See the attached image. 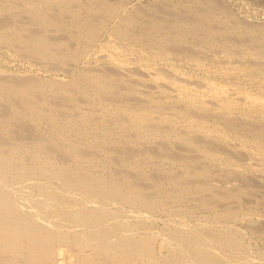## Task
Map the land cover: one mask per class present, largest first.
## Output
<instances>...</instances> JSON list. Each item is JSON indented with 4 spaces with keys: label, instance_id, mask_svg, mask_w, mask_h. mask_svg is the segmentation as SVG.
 Wrapping results in <instances>:
<instances>
[{
    "label": "rangeland",
    "instance_id": "rangeland-1",
    "mask_svg": "<svg viewBox=\"0 0 264 264\" xmlns=\"http://www.w3.org/2000/svg\"><path fill=\"white\" fill-rule=\"evenodd\" d=\"M0 7V183H4L0 184V193L14 195L22 202L25 198L26 202L29 200L28 213L17 208L24 212L14 217L18 223L27 220L30 225L58 229V237L53 239L55 245L52 244L62 246L58 247L61 255L50 264H86L87 261V264H121L123 259L124 264H192L193 252H201L203 245L212 247L206 246L208 250L213 249L215 244V247L220 244L215 251L221 250L226 255L224 258L219 255L226 261L223 264L227 261L228 264L232 261L234 264H264V0H0ZM134 112L139 113V119ZM146 113L149 119L145 118ZM93 124H97L96 127ZM147 130L149 132H145ZM49 163H53L52 167ZM35 165L40 167L36 169ZM57 167L64 168L65 172ZM31 168H35L32 172L35 178ZM54 170L60 172L58 175H62L64 179L59 178L63 181ZM67 171L72 174H66ZM19 177L21 182H18ZM87 177L90 181H85ZM25 179L29 180L24 182ZM58 181L64 185L61 182L59 186ZM73 183L80 194L73 192ZM97 183L101 187H96ZM8 186L14 188L10 190ZM128 186L130 189H126ZM45 192L53 197L46 196ZM42 193L49 200L45 201ZM101 193L108 194L104 197ZM122 194L124 198L119 200ZM104 198H110L109 203ZM114 199L118 200V205ZM146 207L147 215L143 212L147 211ZM73 216L76 217L72 219ZM204 226L208 234H204L206 231L201 228ZM83 233H97V236H89L91 248L87 239L79 243ZM216 236L226 240L220 242ZM121 240L125 244L120 243ZM139 240L147 241L149 249L136 253L141 251ZM115 242L125 247H117ZM4 253L0 254L3 264H43L31 261L25 253ZM118 253L120 258H115Z\"/></svg>",
    "mask_w": 264,
    "mask_h": 264
},
{
    "label": "bare ground",
    "instance_id": "bare-ground-1",
    "mask_svg": "<svg viewBox=\"0 0 264 264\" xmlns=\"http://www.w3.org/2000/svg\"><path fill=\"white\" fill-rule=\"evenodd\" d=\"M9 5V4H8ZM6 7V6H5ZM1 8V7H0ZM14 8V7H13ZM31 11V10H30ZM14 12V11H13ZM9 14V13H8ZM39 14V13H38ZM7 17V16H6ZM8 19V18H7ZM50 22V21H49ZM90 22V21H89ZM1 23H3V22H1ZM5 24V23H4ZM7 24V23H6ZM49 24V23H48ZM92 24V23H91ZM21 26V25H20ZM95 27V26H94ZM16 28V27H15ZM34 28V27H33ZM32 28V29H33ZM48 30V29H47ZM61 31V30H60ZM41 32V31H40ZM113 34V33H112ZM207 34V33H206ZM48 35V34H47ZM50 38V37H49ZM260 38V37H259ZM55 39V38H54ZM62 42V41H61ZM6 45V44H5ZM45 45V44H44ZM86 47V46H85ZM92 47H94V46H92ZM84 48V47H83ZM111 48V47H110ZM79 49V48H78ZM93 49V48H92ZM9 50V49H8ZM81 50V49H80ZM81 53V52H80ZM30 57H32V55L30 56ZM72 57V56H71ZM85 57V56H84ZM27 63V62H26ZM49 65V64H48ZM47 68V67H46ZM55 68V67H54ZM70 70V69H69ZM90 70V69H89ZM229 74V73H228ZM101 75V74H100ZM74 78V77H73ZM36 79V78H35ZM91 79V78H90ZM13 80V79H12ZM28 80V79H27ZM6 82V81H5ZM104 82V81H103ZM1 83V82H0ZM21 84V83H20ZM103 87V86H102ZM28 88V87H27ZM70 88V87H69ZM68 88V89H69ZM114 89V88H113ZM216 89V88H215ZM219 90V89H218ZM221 90V89H220ZM220 90H219V92H220ZM17 92V91H16ZM36 92V91H35ZM111 92H112V90H111ZM218 92V93H219ZM224 92V91H223ZM210 93V92H209ZM211 94V93H210ZM221 94V93H220ZM135 95V94H134ZM79 96V95H78ZM102 96V95H101ZM247 96V95H246ZM25 97V96H24ZM37 97V96H36ZM56 97V96H55ZM219 97V96H218ZM39 98V97H38ZM59 98V97H58ZM103 98V97H102ZM101 98V99H102ZM226 98V97H225ZM14 99V98H13ZM104 99V98H103ZM66 100V99H65ZM87 100V99H86ZM230 100V99H229ZM250 100V99H249ZM209 101V100H208ZM254 101V100H253ZM14 102V101H13ZM27 102H29V101H27ZM47 102V101H46ZM71 102V101H70ZM212 102H214V101H212ZM222 102V101H221ZM226 102H227V100H226ZM238 102V101H237ZM228 103V102H227ZM231 103V102H230ZM249 103V102H248ZM247 103V104H248ZM53 104V103H52ZM60 104V103H59ZM64 104V103H63ZM213 104V103H212ZM216 104H218V103H216ZM235 104V103H234ZM246 104V103H245ZM246 104V105H247ZM261 104H263V103H261ZM65 105V104H64ZM245 105V106H246ZM18 106V105H17ZM76 106V105H75ZM144 106H147V105H144ZM220 106V105H219ZM223 106V105H222ZM230 106H231V104H230ZM241 106V105H240ZM251 106H253L254 107V105H251ZM193 107V106H192ZM221 107V106H220ZM84 108V107H83ZM98 108V107H97ZM208 108V107H207ZM233 108V107H232ZM44 109H45V107H44ZM115 109V108H114ZM147 109V108H146ZM219 109V108H218ZM229 109V108H228ZM43 110V109H42ZM222 110V109H221ZM211 111V110H210ZM217 111V110H216ZM225 111H226V108H225ZM235 111V110H234ZM147 112V111H146ZM149 112H151V111H149ZM193 112V111H192ZM220 112V111H219ZM222 113H223V111H221ZM229 112V111H228ZM153 113V112H152ZM151 113V115H150V117L153 115ZM55 114V113H54ZM117 114V113H116ZM134 114H136V115H138V116H136V118H138L139 117V113H135L134 112ZM134 114H132V116L134 115ZM150 114V113H149ZM172 114V113H171ZM146 115H147V113H146ZM87 116V115H86ZM132 116H131V118H132ZM134 116V117H135ZM143 116V115H142ZM202 116V115H201ZM217 116V115H216ZM3 117V116H2ZM72 117V116H71ZM78 117V116H77ZM128 117H130V116H128ZM153 117V116H152ZM80 118V116L78 117V119ZM82 119L84 118V117H81ZM141 118V117H140ZM145 118H148V115L147 116H145ZM158 118V117H157ZM166 118V117H165ZM187 118V117H186ZM185 118V119H186ZM201 118V117H200ZM204 118V117H203ZM17 119V118H16ZM130 119V118H129ZM129 119H128V122H129ZM139 119V118H138ZM149 119V118H148ZM168 119V118H167ZM171 119V118H170ZM183 119V118H182ZM185 119H183V120H185ZM61 120V119H60ZM172 120V119H171ZM174 120V119H173ZM178 120V119H177ZM189 120V119H188ZM8 121H10V120H8ZM75 121V120H74ZM80 121V120H79ZM78 121V122H79ZM107 121V120H106ZM109 121H111V120H109ZM130 121H131V119H130ZM133 121V120H132ZM131 121V122H132ZM145 122H146V120H144ZM174 121H176V120H174ZM198 121V120H197ZM200 121V120H199ZM18 122V121H17ZM82 122V121H81ZM87 122V121H86ZM99 122V121H98ZM102 122H103V120H102ZM115 122V121H114ZM142 122H143V120H142ZM173 122V121H172ZM179 122V121H178ZM185 122V121H184ZM191 122H192V120H191ZM190 121H189V123L190 124H192ZM194 122L195 121H193V124H194ZM205 122V121H204ZM67 123H68V121H67ZM70 123V122H69ZM109 123V122H108ZM134 123V122H133ZM196 123V122H195ZM206 123V122H205ZM204 123V124H205ZM15 124V123H14ZM87 124V123H86ZM100 124H102V123H100ZM110 124V123H109ZM129 124V123H128ZM141 124V123H140ZM139 124V125H140ZM143 124V123H142ZM168 124V123H167ZM181 124H182V122H181ZM186 124H188V123H186ZM185 124V125H186ZM190 124H188V125H190ZM197 124V123H196ZM199 124V123H198ZM201 124H203V123H201ZM200 124V125H201ZM203 124V125H204ZM93 125H95V127H96V125L97 124H93ZM108 125V124H107ZM144 125H146L145 123H144ZM144 125H142V126H144ZM195 125V124H194ZM202 125V126H203ZM235 125V124H234ZM88 126V125H87ZM124 126H125V124H124ZM137 126V125H136ZM157 126H158V124H157ZM206 126V125H205ZM208 126V125H207ZM216 126V125H215ZM225 126H227V125H225ZM20 127V126H19ZM112 127V126H111ZM118 127H119V124H118ZM138 127V126H137ZM141 127V126H140ZM152 127V126H151ZM160 127V126H159ZM198 127H201V126H198ZM197 127V128H198ZM218 128H219V126H217ZM256 127H257V125H256ZM21 128V127H20ZM87 128V127H86ZM94 128V127H93ZM107 128V127H106ZM116 128V127H115ZM126 128V127H125ZM205 127H203V129H204ZM211 128V127H210ZM217 128V129H218ZM94 129H96V128H94ZM101 129V128H100ZM121 129V128H120ZM188 129V128H187ZM196 129V128H195ZM194 129V130H195ZM199 129V128H198ZM209 129V128H208ZM213 129V128H212ZM215 129V128H214ZM214 129H213V132H214ZM216 129V130H217ZM227 129H228V127H227ZM23 130V129H22ZM102 130V129H101ZM101 130H99V131H101ZM146 130V129H145ZM160 130H161V128H160ZM159 130V131H160ZM189 130H190V128H189ZM191 130H193V129H191ZM193 130V131H194ZM199 130H201V129H199ZM205 130V129H204ZM104 131V130H103ZM103 131H102V133H103ZM156 131H157V129H156ZM155 131V132H156ZM208 131V130H207ZM219 131V130H218ZM218 131H215V133L216 132H218ZM11 132V131H10ZM120 132V131H119ZM126 132V131H125ZM145 132H149L148 130L147 131H145ZM153 132H154V130H153ZM179 132V131H178ZM206 131H204V133H205ZM221 132V131H220ZM247 132V131H246ZM68 133V132H67ZM108 133H110V132H108ZM116 133V132H115ZM159 133V132H158ZM175 133H176V131H175ZM195 133V132H194ZM201 133H203V132H201ZM229 133V132H228ZM134 134V133H133ZM149 134V133H148ZM152 134V133H151ZM174 134V133H173ZM172 134V135H173ZM80 135V134H79ZM155 135V134H154ZM165 135H167V134H165ZM170 135V134H169ZM175 135V134H174ZM178 135H180V134H178ZM183 135H185V134H183ZM187 135V134H186ZM207 135V134H206ZM219 135V134H218ZM78 136V135H77ZM219 136H221V135H219ZM9 137V136H8ZM133 137V136H132ZM138 137V136H137ZM175 137H176V135H175ZM180 137V136H179ZM188 137V136H187ZM96 138V137H95ZM227 138V137H226ZM10 139V138H9ZM12 139V138H11ZM220 139H222V138H220ZM225 139V138H224ZM189 140H191V139H189ZM251 140V139H250ZM195 141V140H194ZM204 141V140H203ZM83 142V141H82ZM85 142V141H84ZM134 142V141H133ZM196 142V141H195ZM205 142V141H204ZM210 142V141H209ZM262 142V141H261ZM28 143V142H27ZM1 144V143H0ZM25 144V143H24ZM247 144V143H246ZM28 145V144H27ZM141 145V144H140ZM142 145H143V143H142ZM162 145H164V144H162ZM239 145V144H238ZM197 146V145H196ZM224 146V145H223ZM260 146V145H259ZM44 147V146H43ZM107 147V146H106ZM142 147V146H141ZM206 147V146H205ZM11 148V147H10ZM104 148V147H103ZM148 148H149V146H148ZM198 148V147H197ZM208 148V147H207ZM5 149V148H4ZM108 149V148H107ZM160 149H162V148H160ZM7 150V149H6ZM61 150V149H60ZM82 150V149H81ZM89 150V149H88ZM145 150H146V148H145ZM92 151V150H91ZM127 151H128V149H127ZM46 152H47V150H46ZM52 152V151H51ZM71 152V151H70ZM80 152V151H79ZM138 152V151H137ZM151 152V151H150ZM157 152V151H156ZM213 152V151H212ZM4 153V152H3ZM37 153V152H36ZM72 153V152H71ZM82 153H83V151H82ZM85 153V152H84ZM130 153V152H129ZM245 153V152H244ZM31 154V153H30ZM45 154V153H44ZM48 154V153H47ZM67 154V153H66ZM86 154H88V153H86ZM215 154V153H214ZM83 155V154H82ZM103 155V154H102ZM235 155V154H234ZM56 156V155H55ZM78 156V155H77ZM80 156V155H79ZM107 157V156H106ZM215 157H217V155H215ZM232 157V156H231ZM37 158V157H36ZM52 158H53V156H52ZM241 158V157H240ZM245 158H247V157H245ZM261 158H262V156H261ZM106 159V158H105ZM112 159V158H111ZM212 159V158H211ZM214 159V158H213ZM259 159V158H258ZM1 160V159H0ZM67 160V159H66ZM107 160V159H106ZM115 160V159H114ZM242 160V159H241ZM4 161V160H3ZM7 161H9V160H7ZM65 161V160H64ZM112 161V160H111ZM116 161V160H115ZM2 162V161H1ZM5 162V161H4ZM45 162V161H44ZM44 162H42V163H44ZM3 163V162H2ZM26 163H27V161H26ZM47 163H48V161H47ZM41 164V163H40ZM39 164V165H40ZM46 164V163H45ZM43 165V166H46V165ZM53 164V163H52ZM52 164H50L49 163V165L48 166H50V167H52L51 165ZM86 164V163H85ZM256 164V163H255ZM10 165V164H9ZM20 165H21V168H23L22 166H24L22 163H20ZM37 165V164H36ZM36 165H35V168L37 169L38 167H40L39 165L36 167ZM66 165V164H65ZM80 166H81V163L79 164ZM78 165V166H79ZM252 165V164H251ZM7 166V165H6ZM26 166H29V165H26ZM34 166V165H33ZM42 166V165H41ZM56 166V165H55ZM254 166V165H253ZM3 168H4V165L2 166ZM17 167V166H16ZM76 167V166H75ZM1 168V167H0ZM7 168V167H6ZM9 168H12L11 167V165H10V167ZM29 168H30V166H29ZM29 168H27V169H29ZM35 168H33V170H32V168H31V173L35 170ZM42 168V167H41ZM40 168V169H41ZM54 168V167H53ZM57 168H61V167H57ZM56 168V169H57ZM236 168V167H235ZM5 169V168H4ZM3 169V170H4ZM14 169V168H13ZM12 169V170H13ZM44 169H45V167H44ZM43 168L41 169V170H44ZM49 169V168H48ZM47 169V170H48ZM58 169V170H59ZM63 170H64V168H62ZM81 168H79V170H80ZM121 169V168H120ZM2 170V171H3ZM8 170H10V169H8ZM18 170V169H17ZM25 170H26V168H25ZM50 170V169H49ZM61 170V169H60ZM63 170H61L62 172H63ZM66 170V169H65ZM70 171H72V169H69ZM1 171V172H2ZM15 171V170H14ZM14 171H12V172H14ZM21 171H23V172H25L23 169L21 170ZM29 171H30V169H29ZM38 171V170H37ZM55 171H57V170H54V174H56V176L60 173V172H58V173H55ZM83 171V170H82ZM202 171V170H201ZM235 171V170H234ZM6 172V171H5ZM12 172H10L9 171V173H12ZM17 172V171H16ZM28 172V171H27ZM35 172V171H34ZM33 172V173H34ZM52 172H53V170H52ZM65 172V171H64ZM63 172V173H64ZM75 172V171H74ZM8 172H6V174H7ZM18 173V172H17ZM33 173L31 174V175H33ZM47 173V172H46ZM49 173V172H48ZM63 173H61V174H63ZM67 173H71L72 174V172H66V174ZM131 173H133V172H131ZM5 174V173H4ZM16 174V173H15ZM18 174H20V173H18ZM30 174V173H29ZM41 174H43V173H41ZM50 174V173H49ZM54 174H52L53 176H54ZM74 174H76V172L74 173ZM21 175H23V174H20V176ZM25 175H27V173L25 174ZM40 175V174H39ZM68 175H70V174H68ZM5 176V175H4ZM12 176V175H11ZM19 175H17V177H18ZM36 176H38V175H36ZM62 177V175H58L57 177L59 178V177ZM71 176V175H70ZM70 176H69V178H70ZM73 176V175H72ZM137 176V175H136ZM2 177H3V175H2ZM1 177V178H2ZM6 177V176H5ZM9 177H10V175H9ZM28 177V176H27ZM44 177H46V176H44ZM43 176H42V178H44ZM49 177H50V175H49ZM55 177V176H54ZM56 177V178H57ZM60 177V178H61ZM75 176H73V178H74ZM11 178V177H10ZM14 179H15V176L13 177ZM24 178H26V177H24ZM32 178V177H31ZM33 178H35L34 177V175H33ZM48 178V177H47ZM47 178H45L46 180H47ZM51 178H53V177H51ZM56 178H54V180H56ZM59 178V179H60ZM65 178H67V175H66V177ZM72 178V177H71ZM71 178H70V180H71ZM72 178V179H73ZM77 178V177H76ZM76 178L74 179V180H76ZM79 178H81V177H79ZM85 178V177H84ZM88 178V177H87ZM91 178V177H90ZM94 178H95V176H94ZM134 178V177H133ZM137 178H138V176H137ZM3 179H5L4 177H3ZM3 179H1V180H3ZM6 179H7V177H6ZM49 179V178H48ZM62 179H64L63 177H62ZM62 179H60V180H62ZM83 179V178H82ZM101 179V178H100ZM19 180H20V182H21V179H20V177L18 178V182H19ZM29 180V179H28ZM27 179H25V181L24 182H26V181H28ZM53 180V179H52ZM58 180V179H57ZM65 180H67V179H65ZM69 180V181H70ZM79 180V179H78ZM112 180V179H111ZM110 180V181H111ZM152 180V179H151ZM7 181V180H6ZM9 181H11L12 182V180H9ZM14 181H16V180H14ZM32 181H33V179H32ZM36 181H38L37 179H36ZM63 181V180H62ZM61 181V182H62ZM73 180H71L70 182H72ZM77 181V180H76ZM75 181V182H76ZM85 181H90V179L88 178V180L86 179ZM92 181V180H91ZM95 181V180H94ZM102 181V180H101ZM107 181V180H106ZM110 181H107L108 183L110 182ZM3 182H4V180H3ZM2 182V183H3ZM39 182V181H38ZM50 182V181H49ZM60 182V183H61ZM79 182V181H78ZM84 182V181H83ZM96 182H98L97 180L94 182V183H96ZM103 182H105V181H103ZM119 182V181H118ZM130 182V181H129ZM129 182H126V184L127 183H129ZM177 182V181H176ZM15 183V182H14ZM41 183V182H40ZM54 183V182H53ZM56 183V182H55ZM57 183H59V181L57 182ZM60 183H59V186H60ZM81 183V182H80ZM90 183V182H89ZM89 183H88V185H89ZM111 183V182H110ZM109 183V184H110ZM120 183V182H119ZM1 184V183H0ZM4 184V183H3ZM3 184H1V185H3ZM5 184H6V182H5ZM8 184V183H7ZM18 186H20V183H16ZM30 184V183H29ZM34 184H36V183H34ZM39 184V183H38ZM63 184V182L61 183V185ZM82 185H83V183H81ZM98 184V183H97ZM113 184V183H112ZM111 184V185H112ZM122 184H124V183H122ZM9 185V184H8ZM51 185V184H50ZM57 185V184H56ZM64 185V184H63ZM62 185V186H63ZM71 185V184H70ZM70 185H68V186H70ZM73 186H74V190H73V192L75 191V189L77 188L76 186H75V184L73 183L72 184ZM90 185H92V184H90ZM104 185H106V183H104ZM110 185V186H111ZM114 185V184H113ZM128 185V184H127ZM130 185V184H129ZM137 185V184H136ZM156 185V184H155ZM5 186V185H4ZM3 186V187H4ZM14 186H16V185H14ZM49 186V185H48ZM55 186V185H54ZM78 186V185H77ZM98 186H100V184H98L96 187H98ZM107 186V185H106ZM131 186V185H130ZM133 186V185H132ZM135 186V185H134ZM2 187V186H1ZM9 188H10V186H8ZM37 187V186H36ZM50 187V186H49ZM53 187V186H52ZM56 187V186H55ZM76 187V188H75ZM91 187V186H90ZM93 187V186H92ZM94 187H95V185H94ZM101 187V186H100ZM117 187H118V185H117ZM122 187V186H121ZM5 188V187H4ZM8 188V189H9ZM12 188H14V187H12ZM12 188H10V190L12 189ZM18 188V187H17ZM25 189H27V187H24ZM38 188V187H37ZM36 188V189H37ZM46 188V187H45ZM71 188V187H70ZM69 187H68V189H70ZM103 188L106 190V188L103 186ZM111 188H114V187H111ZM130 189L129 188V186L128 187H126V189ZM136 187H133V189H135ZM144 188V187H143ZM3 189V188H2ZM6 189H7V187H6ZM30 188H28V190H29ZM40 189V188H39ZM49 189V188H48ZM52 189V188H51ZM63 189V188H62ZM64 189H65V187H64ZM67 189V188H66ZM78 189V188H77ZM79 189H80V185H79ZM85 189H87V188H85ZM83 190V191H86V190ZM96 190H97V188H95ZM110 190V187L109 188H107V190ZM116 189V188H115ZM31 190H32V188H31ZM50 190V189H49ZM53 190H54V188H53ZM57 190V189H56ZM82 190V189H81ZM88 190H89V187H88ZM118 190H119V188H118ZM125 190V189H124ZM20 191V190H19ZM58 191H59V188H58ZM64 191V190H63ZM94 191V190H93ZM103 191V189L101 190V192ZM115 191H117V190H115ZM128 191H130V190H128ZM133 191V190H132ZM8 192V191H7ZM14 192V191H13ZM13 192H11V193H13ZM21 192V191H20ZM19 192V193H20ZM34 192V191H33ZM32 192V193H33ZM60 192H61V190H60ZM68 192V191H67ZM73 192H72V194H73ZM75 192H78V191H75ZM80 192V191H79ZM78 192V193H79ZM88 192V191H87ZM95 192H97V191H95ZM112 192H114V189H112ZM112 192H110V194L112 193ZM126 192H127V190H126ZM4 193V192H3ZM3 193H0V213H1V215H0V252L1 253H4V254H6L7 253V251H12V252H17V253H20L21 255H23L24 253H25V256L26 255H28V257H30L31 258V261H33V262H38V261H40V262H42L43 264H50V263H54V259L56 258V257H58V256H60L61 255V247L60 246H58V247H60V248H58L57 246L56 247H54L53 246V244L55 243V242H53V239L55 240V238H57L58 237V235L56 234L57 232H58V229H55V230H53L52 228H47V226L46 225H44V227L43 228H41V226H39L38 224V226L37 225H30V224H28V222H26V221H22V223H18V220H15V216H19L20 214L22 215V214H24V212H21L19 209H17V208H21L23 211H25L26 213H28V211H29V206H28V202H29V200H28V202H26V198L24 199V201L22 202V201H18L16 198H14V195H7V194H3ZM22 193V192H21ZM25 193V192H24ZM61 193H63V196H66V194L64 193V192H61ZM90 193H92L91 191H90ZM105 193V192H104ZM115 193V192H114ZM136 193H137V190H136ZM15 194V193H14ZM26 194V193H25ZM43 194V193H42ZM58 194V193H57ZM65 194V195H64ZM68 194V193H67ZM80 194V193H79ZM95 194V193H94ZM108 194V193H107ZM106 194V195H107ZM120 195L121 193H119V192H117V195ZM130 194H132L131 192H130ZM139 194H141V193H139ZM31 195V194H30ZM44 195V194H43ZM42 195V196H43ZM45 195L47 196H52V194L50 193V192H45ZM44 195V196H45ZM53 195H55L56 196V193L55 194H53ZM70 195V194H69ZM68 195V196H69ZM92 195H93V193H92ZM100 195H104V194H100ZM106 195H104V197H106ZM112 195H114L113 193H112ZM127 195V194H126ZM129 195V194H128ZM138 195V194H137ZM146 195H148V194H146ZM150 195V194H149ZM18 196H19V194H18ZM21 196V195H20ZM19 196V197H20ZM28 196V195H27ZM26 196V197H27ZM34 196V195H33ZM39 195H37L36 197H38ZM42 196H40V197H42ZM45 196V201H47V200H49V198L47 199V197ZM73 196V195H72ZM79 196V195H78ZM77 196V197H78ZM87 196H89V195H87ZM122 196H123V198H124V194H122L121 196H118L119 197V200H122L121 198H122ZM132 196H134V194L132 195ZM16 197V196H15ZM35 197V196H34ZM53 197V196H52ZM51 197V198H52ZM67 197V196H66ZM91 197H95V196H91ZM90 197V198H91ZM101 197V196H100ZM115 197V196H114ZM114 197H112V198H114ZM135 197V196H134ZM141 197V196H140ZM171 197V196H170ZM200 197V196H199ZM51 198H50V200H51ZM58 198V197H57ZM69 198V197H68ZM71 198V197H70ZM80 198V197H79ZM86 198V197H85ZM87 198H89V197H87ZM98 198V197H97ZM117 198V197H116ZM126 198V197H125ZM131 198V197H130ZM135 198H137V197H135ZM134 198V199H135ZM144 198V197H143ZM21 199V198H20ZM30 199H32V198H30ZM56 199V198H55ZM65 199V198H64ZM74 199V198H73ZM83 199V198H82ZM81 199V200H82ZM105 199V201H107V199H110V198H104ZM118 199V198H117ZM117 199H114L115 201L114 202H117L118 200ZM128 199V198H127ZM146 199V198H145ZM198 199V198H197ZM22 200V199H21ZM44 200V199H43ZM69 200V199H68ZM77 200V199H76ZM79 200V199H78ZM77 200V201H78ZM97 200V199H96ZM99 200V199H98ZM113 200V199H112ZM117 200V201H116ZM124 200V199H123ZM126 200V199H125ZM132 200V199H131ZM130 200V201H131ZM135 200H137V199H135ZM142 199H140V201H141ZM147 200H149V199H147ZM34 201V200H33ZM39 201V200H38ZM51 201H54L55 202V200L53 199V200H51ZM56 201H58V200H56ZM72 201V200H71ZM103 201V200H102ZM109 201L110 200H108L107 202L109 203ZM129 201V202H130ZM137 201H139V200H137ZM73 202V201H72ZM83 202H85V201H83ZM95 202V201H94ZM120 202V201H119ZM126 202H128V201H126ZM128 202V203H129ZM135 201L133 200V202L132 203H134ZM144 202H145V200H144ZM148 202V201H147ZM28 203V204H27ZM47 203V202H46ZM68 203V202H67ZM73 203H75V202H73ZM72 203V204H73ZM87 203V202H86ZM89 203V202H88ZM99 203V202H98ZM146 203V202H145ZM178 203V202H177ZM57 204H60V203H57ZM92 204H94L93 202H92ZM101 204V203H100ZM119 203L117 202V205H118ZM30 205V204H29ZM64 205V204H63ZM78 205V204H77ZM77 205H75V206H77ZM80 205V204H79ZM95 205V204H94ZM96 205H97V202H96ZM134 205V204H133ZM138 205H139V203H138ZM150 205V204H149ZM148 205V206H149ZM155 205V204H154ZM33 206V205H32ZM32 206H30V207H32ZM68 206H70V203H69V205ZM80 206H82V204L80 205ZM102 205H100V207H101ZM115 206V205H114ZM121 206V205H120ZM123 206V205H122ZM151 206H152V203H151ZM40 207V206H39ZM57 207V206H56ZM74 207V206H73ZM72 207V208H73ZM104 207H106V206H104ZM128 207V206H127ZM134 207V206H133ZM136 207H137V204H136ZM140 207V206H139ZM153 207V206H152ZM37 208V207H36ZM47 208V207H46ZM52 208V207H51ZM63 208V207H62ZM61 208V209H62ZM69 208V207H68ZM81 208H83V207H81ZM91 208V207H90ZM90 208H88V209H90ZM94 208V207H93ZM102 208V207H101ZM107 208V207H106ZM130 208H132V207H130ZM130 208H129V210H130ZM138 208V207H137ZM142 208V207H141ZM45 209V208H44ZM57 209V208H56ZM103 209V208H102ZM123 209V208H122ZM146 209H147V211L145 210V211H143V212H148V208L146 207ZM47 210V209H46ZM50 210V209H49ZM78 210V209H77ZM112 210V209H111ZM115 210V209H114ZM119 210V209H118ZM125 210V209H124ZM129 210H126V211H128L129 212ZM136 210V212L138 211L137 209H135ZM32 211V210H31ZM38 211V210H37ZM57 211V210H56ZM83 211H84V209H83ZM86 211H88V210H86L85 209V212ZM100 211V210H99ZM106 211V210H105ZM110 211V210H109ZM117 211V210H116ZM141 211V210H140ZM38 212H40V210L38 211ZM37 212V213H38ZM44 212V214H45V211H43ZM42 212V213H43ZM50 212H51V210H50ZM71 212V211H70ZM85 212H83V213H85ZM104 212V211H103ZM102 211H101V213H103ZM111 213H113L112 211H110ZM125 212V211H124ZM136 212H134V214H132L133 216L134 215H136L135 213ZM143 212H142V214H143ZM25 213V214H26ZM36 213V212H35ZM47 213H48V211H46V215H47ZM52 213V212H51ZM51 213H49V214H51ZM59 212H57V214H58ZM65 213V212H64ZM64 213H61L62 215L64 214ZM67 213V212H66ZM86 213H89V212H86ZM127 213V212H126ZM141 212H139V214H140ZM227 213V212H226ZM229 213V212H228ZM228 213H227V215H228ZM244 213V212H243ZM30 214H31V212H30ZM38 214H40V213H38ZM44 214H43V216H44ZM48 214V215H49ZM53 214H55V213H53ZM75 214H77V213H75ZM74 214V215H75ZM94 214V213H93ZM117 214H118V212H117ZM129 214V213H128ZM130 214H131V212H130ZM149 214V213H148ZM168 214V213H167ZM31 215H35V214H31ZM42 215V214H41ZM78 215V214H77ZM83 215H85V214H83ZM90 215V214H89ZM100 215V214H99ZM146 215H147V213H146ZM184 215V214H183ZM234 215V214H233ZM25 216V215H24ZM55 216V215H54ZM58 216V215H57ZM71 216V215H70ZM101 216V215H100ZM119 216V215H118ZM132 216V218L134 219L135 217H133ZM204 216V215H203ZM12 217L14 218V220L15 221H12ZM20 217V216H19ZM33 217V216H32ZM51 217H53V216H50V218ZM60 216H58V218H59ZM74 217H76V216H73V218L72 219H74ZM93 217V216H92ZM99 216H97L96 218H98ZM112 217V216H111ZM115 217H117V216H115ZM129 217V216H128ZM146 217V216H145ZM158 217V216H157ZM11 218V219H10ZM27 218V217H26ZM25 218V219H26ZM31 218V217H30ZM40 218V217H39ZM62 218L64 219V216H62ZM67 218H68V216H67ZM67 218L65 219V222H68L67 221ZM79 218V217H78ZM82 218V217H81ZM86 218H87V215H86ZM95 218V217H94ZM95 218V219H96ZM120 218V217H119ZM125 218V217H124ZM127 218V217H126ZM125 218V219H126ZM140 218V222H142L141 221V216L139 217ZM138 218V219H139ZM199 218V217H198ZM204 218V217H203ZM28 219V218H27ZM47 219H49V218H47ZM51 219H53V218H51ZM50 219V220H51ZM88 219V218H87ZM99 219V218H98ZM115 219V218H114ZM125 219H123V220H125ZM127 219H129V218H127ZM132 219V220H133ZM148 219H150V218H148ZM155 219V218H154ZM153 219V220H154ZM188 219V218H187ZM212 219V218H211ZM229 219V218H228ZM29 220V219H28ZM40 220V219H39ZM45 220V219H44ZM43 220V218H42V221H44ZM70 220V219H69ZM76 220L77 221H79L80 220V218H79V220L76 218ZM91 220V219H90ZM120 220V219H119ZM121 220H122V218H121ZM143 221H145L144 219H142ZM161 220V219H160ZM171 220V219H170ZM48 221V223H49V220H47ZM53 221V220H52ZM64 221V220H63ZM62 221V222H63ZM93 221V220H92ZM118 221V220H117ZM134 221V220H133ZM210 221V220H209ZM230 221V220H229ZM33 222V221H32ZM46 222V221H45ZM59 222V221H58ZM99 222V221H98ZM107 222H108V220H107ZM107 222H103L104 223V225L107 223ZM116 222V221H115ZM137 222V221H136ZM139 222V223H140ZM198 222V221H197ZM200 222H202V221H200ZM34 223V222H33ZM47 223V222H46ZM51 223V222H50ZM50 223H49V225H50ZM56 223V222H55ZM101 223V222H100ZM109 223V222H108ZM133 223V222H132ZM144 223V222H143ZM203 223V222H202ZM23 224H24V226H23ZM62 224V223H61ZM63 224H65V223H63ZM74 224V223H73ZM76 224V223H75ZM91 224V223H90ZM92 224H93V222H92ZM91 224V225H92ZM109 224H111V223H109ZM113 224V223H112ZM120 224V223H119ZM134 224H136L135 223V221H134ZM173 224V223H172ZM180 224V223H179ZM179 224H176V225H179ZM186 223H184V225H185ZM197 224V223H196ZM208 224V223H207ZM56 225H58V224H56ZM68 225H70V224H68ZM72 225V224H71ZM83 225V224H82ZM102 225V224H101ZM139 225V224H138ZM200 225V224H199ZM53 226H55V225H53ZM77 226V225H76ZM99 226V225H98ZM106 226H110V225H106ZM114 226H116V225H114ZM140 226V225H139ZM146 226V225H145ZM180 226H182L183 227V225H180ZM229 226V225H228ZM51 227V226H50ZM56 228H59V227H57V226H55ZM61 227V226H60ZM78 227H79V225H78ZM85 227V226H84ZM84 227H82V228H84ZM121 227V226H120ZM119 227V228H120ZM124 227H126V226H124ZM147 227H149V226H147ZM177 227V226H176ZM188 227V226H187ZM197 227V226H196ZM196 227H195V229H196ZM217 227V226H216ZM46 228V229H45ZM62 228V227H61ZM70 228H71V226H70ZM80 228H81V226H80ZM85 228H87V227H85ZM90 227H88V229H89ZM93 228V227H92ZM108 228V227H107ZM113 228V227H112ZM128 228V227H127ZM129 228H131V227H129ZM141 228V227H140ZM143 228V227H142ZM181 228V227H180ZM184 228H186V227H184ZM194 227H192V229H193ZM201 228H203V230H205L204 228H205V226L204 227H201ZM220 228V227H219ZM64 229V228H63ZM74 229H78V228H74ZM97 229H98V227H97ZM102 229V228H101ZM100 229V230H101ZM114 229V228H113ZM121 229V228H120ZM188 229H189V227H188ZM200 229V228H199ZM66 230V229H65ZM64 230V231H65ZM68 230V229H67ZM71 230V229H70ZM95 230V229H94ZM102 230H104V229H102ZM106 230V229H105ZM124 230V229H123ZM128 230H130V229H128ZM132 230V229H131ZM130 230V231H131ZM139 230V229H138ZM180 231V229H178L177 228V231ZM83 231V230H82ZM85 231H87V229L85 230ZM84 231V232H85ZM96 232H98L99 230H95ZM107 231H108V229H107ZM111 231V229L109 230V232ZM114 231V230H113ZM116 231V230H115ZM175 231H176V229H175ZM174 231V232H175ZM179 231H178V233H179ZM183 231V230H182ZM187 231V230H186ZM191 231V230H190ZM200 231V230H199ZM202 231V230H201ZM206 231V230H205ZM72 232V231H71ZM88 232V231H87ZM86 232V233H87ZM92 233H93V231H91ZM100 232H104V231H100ZM118 232V231H117ZM129 232V231H128ZM168 232V231H167ZM194 232V230L192 231V233ZM61 233H62V231H61ZM60 233V234H61ZM70 233V232H69ZM92 233H88V234H84L83 233V235L81 234V239L79 238V237H77V238H79V243H81L80 241H83V240H86L87 239V244H88V246L90 247V244L89 243H91V240L92 239H90V237L89 236H91V234ZM99 233V232H98ZM105 233H106V231H105ZM105 233H103V234H105ZM111 233V232H110ZM143 233V232H142ZM148 233V232H147ZM164 233V232H163ZM175 233H177V232H175ZM208 234V231H206L204 234ZM59 234V235H60ZM66 234H68V232L66 233ZM115 234V233H114ZM172 234H174V233H172ZM180 235L182 234V233H179ZM188 234V233H187ZM92 235H96L97 236V233H94V234H92ZM102 235V234H101ZM124 235H125V233H124ZM126 235H128V234H126ZM141 235V234H140ZM146 235H148V237H149V234H146ZM175 235H177L178 236V234H175ZM175 235H174V237H175ZM184 235V234H183ZM188 235H190V234H188ZM198 235H200V234H198ZM203 235V234H202ZM218 235V234H217ZM114 236V235H113ZM112 236V237H113ZM121 235H119V237H120ZM136 236V235H135ZM154 236H155V234H154ZM157 236V235H156ZM155 236V237H156ZM169 236V235H168ZM185 236V235H184ZM183 236V237H184ZM194 236H196L195 234H194ZM204 236V235H203ZM219 236V235H218ZM218 236H216V237H218ZM226 236H228V235H226ZM70 237H72V235L70 234ZM95 237V236H94ZM105 238H106V236H104ZM128 237H129V235H128ZM143 237V236H142ZM153 237V236H152ZM172 237V236H171ZM181 238V239H184V238ZM220 237H221V235H220ZM230 237V236H229ZM89 238V239H88ZM97 238V237H96ZM102 238V237H101ZM100 238V239H101ZM111 238V237H110ZM123 238V237H122ZM127 238V237H126ZM130 238V237H129ZM129 238H127L126 239V241L127 242H129L128 241V239ZM132 238H133V236H132ZM136 238H138V237H136ZM134 239V240H137V239ZM144 238V237H143ZM167 238V237H166ZM178 238H179V236H178ZM177 237L175 238V239H178ZM188 238H189V236H188ZM194 238V237H193ZM193 238L191 237V240H193ZM202 238V237H201ZM205 238V237H204ZM213 238V237H212ZM226 238V237H225ZM232 238V237H231ZM231 238H228L227 237V239H231ZM244 238V237H243ZM83 239V240H82ZM95 239V238H94ZM112 239V238H111ZM110 239V240H111ZM124 239V238H123ZM146 239V238H145ZM153 239V238H152ZM151 239V240H152ZM174 239V240H175ZM196 239H198V238H196ZM213 239H215V235H214V238ZM218 239H219V237H218ZM234 239V238H233ZM133 240V239H132ZM147 240V239H146ZM164 240V239H163ZM173 240V239H172ZM185 240H187V239H185ZM185 240H183V242L185 241ZM203 240V239H202ZM209 241H210V239H208ZM220 240V239H219ZM222 240H224V239H222ZM222 240H220V242L222 241ZM226 240V239H225ZM224 240V241H225ZM239 240V239H238ZM241 240V239H240ZM239 240V241H240ZM66 241H68V239L66 240ZM70 241V240H69ZM73 241V240H72ZM94 241V240H93ZM93 241H92V243H93ZM95 241L97 242V240L95 239ZM103 241H104V238H103ZM106 241H109V240H106ZM115 241V240H114ZM122 241L123 240H121V242L120 243H122ZM157 240H155L154 241V243L156 242ZM179 241V240H178ZM200 241V240H199ZM212 241V240H211ZM217 241V240H216ZM215 241V242H216ZM228 241V240H227ZM230 241V240H229ZM236 241L237 240H235V243H236ZM242 241V240H241ZM101 242V241H100ZM119 242V241H118ZM125 241H123V244H125L124 243ZM137 242V241H136ZM136 242H134L133 244H139L138 245V247H140V252L138 251V252H136V253H141V252H145L146 251V248H148L149 249V247H147V245H149L148 243H147V241H145V240H139V243H136ZM170 242H172V241H170ZM174 242V241H173ZM172 242V243H173ZM190 242H193V241H190ZM197 242H198V240H197ZM212 242H214V241H212ZM243 242V241H242ZM53 243V244H52ZM84 243H85V241H84ZM98 243H99V241H98ZM103 243V242H102ZM154 243H152V244H154ZM168 243H169V241H168ZM179 243V242H178ZM189 243V242H188ZM188 243H184L185 245H187ZM206 243H207V241H206ZM219 243V242H218ZM240 243V242H239ZM238 243V244H239ZM52 244V245H51ZM63 244V243H62ZM61 244V245H62ZM65 244V243H64ZM87 244L85 245V247L87 248L88 246H87ZM114 244H116V242L114 243ZM122 244V245H123ZM171 244V243H170ZM192 244H195V242L194 243H192ZM198 244H200V242L199 243H197V246H198ZM205 244V243H204ZM223 244H225V243H223ZM227 244V243H226ZM231 244V243H230ZM233 244V243H232ZM237 244V243H236ZM245 244V243H244ZM247 244V243H246ZM246 244H245V246H246ZM55 245V244H54ZM60 245V244H59ZM66 245V244H65ZM75 245V244H74ZM73 245V246H74ZM78 245V244H77ZM95 244H93L92 246H94ZM102 245V244H101ZM100 245V246H101ZM104 245V244H103ZM106 245V244H105ZM119 245H121V244H119ZM119 245H115V246H119ZM121 245V246H122ZM162 245V244H161ZM174 245H175V243H174ZM182 245V244H181ZM190 245V244H189ZM188 245V246H189ZM213 245V244H212ZM216 245V244H215ZM215 245H214V247H215ZM220 244H218V247H220L219 246ZM228 245H229V243H228ZM235 245V244H234ZM53 246V247H52ZM64 246V245H63ZM67 246H68V244H67ZM70 246V245H69ZM68 246V247H69ZM79 246H81V245H79ZM84 246V245H83ZM82 246V248H84ZM107 246H111V245H107ZM124 246V245H123ZM130 246H133V245H130ZM129 246V247H130ZM153 246V245H152ZM159 246V245H158ZM208 247L209 245H203V247ZM222 246V245H221ZM225 246V245H224ZM236 247H237V249L239 248V245H235ZM243 246V245H242ZM248 246L250 247V245H248L247 244V248H248ZM96 248H94V249H97V247L98 246H95ZM106 247V246H105ZM105 247L103 248V249H105ZM114 247V246H113ZM125 247V246H124ZM124 247H122V248H124ZM127 247V246H126ZM173 247V246H172ZM177 247V246H176ZM178 247H180V246H178ZM184 247V246H183ZM186 247V246H185ZM202 247V246H201ZM204 247V248H205ZM211 246H209V248H210ZM213 247V249H210V250H208V249H206V250H203L202 249V251L201 252H193V254H195L194 255V257H193V259H192V261H193V263L194 264H223V263H226V261L224 262V261H222V259H220V258H224L225 256L223 255V253L224 252H221V250L219 251V250H217V252L215 251L217 248L215 247L214 248ZM223 247V246H222ZM227 247V246H226ZM225 247V248H226ZM236 247H235V249H236ZM244 247V246H243ZM63 248H65V247H63ZM74 248L76 249L77 248V246L75 247L74 246ZM91 248V247H90ZM102 248V247H101ZM181 248V247H180ZM187 248V247H186ZM189 248V247H188ZM197 248V247H196ZM212 248V247H211ZM229 248V247H228ZM231 248H234V247H231ZM240 248H242V247H240ZM69 249V248H68ZM103 249H101V250H103ZM107 249V248H106ZM105 249V250H106ZM109 249H110V247H109ZM108 249V250H109ZM117 249V248H116ZM125 249V248H124ZM129 249V248H128ZM182 249H184V248H182ZM182 249H180V250H182ZM190 249H192V247H190ZM190 249H188V250H190ZM227 249V248H226ZM246 249V248H245ZM245 249H243V250H245ZM65 251H66V249H64ZM71 250V249H70ZM69 250V251H70ZM79 250H81V249H79ZM83 250V249H82ZM88 250V249H87ZM100 250V249H99ZM114 249L112 248V251H113ZM123 250V249H122ZM127 250V249H126ZM130 250V249H129ZM136 250V249H135ZM137 250H139L138 248H137ZM136 250V251H137ZM153 250V249H152ZM163 250V249H162ZM175 250H176V248H175ZM174 250V251H175ZM199 250V249H198ZM197 250V251H198ZM229 250V249H228ZM227 250V251H228ZM231 250V249H230ZM230 250H229V252H230ZM233 250V249H232ZM242 250V249H241ZM249 250H250V248H249ZM68 251V252H69ZM84 251V250H83ZM191 251V250H190ZM189 251V252H190ZM195 251V250H194ZM238 252H242V251H239V250H237ZM247 251H248V249H247ZM250 251H252V250H250ZM250 251H248V252H250ZM254 251V250H253ZM74 252V251H73ZM97 252H99V251H97ZM111 252V251H110ZM127 252V251H126ZM162 252V251H161ZM183 252H184V250H183ZM186 252V251H185ZM228 252V253H229ZM235 252V251H234ZM0 253V254H1ZM23 253V254H22ZM66 253V252H65ZM72 253V252H71ZM75 253H77V251L75 252ZM88 253V252H87ZM112 253V252H111ZM122 253H124V252H122ZM130 253H131V250H130V252L128 253L129 255H130ZM147 253L149 254V251H147ZM152 253V252H151ZM157 253V252H156ZM169 253V252H168ZM173 253V252H172ZM175 253V252H174ZM173 253V254H174ZM181 253V252H180ZM220 253H221V257L219 258V255H220ZM225 253H227L226 252V250H225ZM236 253V252H235ZM243 253H244V251H243ZM93 254V253H92ZM99 254V253H98ZM102 253L100 252V255H101ZM110 254V253H109ZM116 254V253H115ZM114 254V255H115ZM120 254H121V252H120ZM182 254H185V253H182ZM191 255H192V253H190ZM189 254V255H190ZM229 254H232L231 252L229 253ZM245 254V253H244ZM255 254V253H254ZM15 255L17 256V254L15 253ZM20 255V257H22ZM71 255H73V253L71 254ZM75 255V257L78 255V253H77V255L76 254H74ZM87 255H89V253L87 254ZM99 255V256H100ZM111 255H113V254H111ZM134 255V254H133ZM139 255H143V254H139ZM154 255V254H153ZM233 255H235V254H233ZM253 255V254H252ZM0 256H2V255H0ZM7 256V255H6ZM8 256H9V254H8ZM81 256V255H80ZM82 256H83V254H82ZM90 256V255H89ZM98 256V255H97ZM110 256V255H109ZM117 256H119V258H120V256L121 255H119V253L117 254V255H115L114 257L115 258H117ZM135 256V255H134ZM156 256V255H155ZM155 256H154V258H155ZM171 256H172V254H171ZM188 256V255H187ZM231 256V255H230ZM236 256H237V254H236ZM239 257H240V255H238ZM242 256V255H241ZM246 256H247V254H246ZM256 256V255H255ZM64 257V256H63ZM73 257V256H72ZM74 257V259H76ZM84 257V256H83ZM82 257V258H83ZM91 257V256H90ZM104 257V256H103ZM107 257V256H106ZM110 257H112V256H110ZM125 257V256H124ZM124 257H122V258H124ZM128 257V256H127ZM144 257V256H143ZM147 257V256H146ZM168 257V256H167ZM190 257V256H189ZM228 257V256H227ZM227 257H226V259H227ZM233 257V256H232ZM231 257V258H232ZM243 258H245L244 256H242ZM241 257V258H242ZM249 257V256H248ZM252 257V256H251ZM2 258V257H1ZM17 258V257H16ZM24 258V257H23ZM23 258H21V260L23 259ZM61 258V257H60ZM96 258V257H95ZM97 258H101V257H97ZM96 258V259H97ZM118 258V259H119ZM149 258V257H148ZM158 258V257H157ZM161 258V257H160ZM163 259H164V255H163V257H162ZM192 258V257H191ZM240 258V259H241ZM250 258V257H249ZM253 258V257H252ZM263 258V257H262ZM4 259V258H3ZM6 259V258H5ZM4 259V260H5ZM29 259V258H28ZM71 259V258H70ZM94 259V258H93ZM93 259H91L92 261H93ZM106 259V258H105ZM109 259V258H108ZM107 259V260H108ZM111 259V258H110ZM118 259H117V261H118ZM141 259V258H140ZM144 259V258H143ZM146 259V258H145ZM150 259V258H149ZM162 259V260H163ZM236 259V258H235ZM239 258H237V263H238V261H240V260H238ZM248 259V258H247ZM258 259V258H257ZM8 260V259H7ZM14 260V259H13ZM16 260V259H15ZM14 260V261H15ZM20 260V259H19ZM26 260V259H25ZM30 260V259H29ZM72 261H73V258L71 259ZM82 260V259H81ZM90 260V259H89ZM95 260V259H94ZM99 260V259H98ZM101 260V259H100ZM103 260H104V258H103ZM159 260V259H158ZM161 260V259H160ZM173 260V259H172ZM175 260V259H174ZM184 260V259H183ZM230 260V259H229ZM241 260H245L244 262H247L246 261V259H241ZM250 260V259H249ZM252 260V259H251ZM256 260V259H255ZM2 261V260H1ZM12 261V260H11ZM27 261V260H26ZM25 261V262H26ZM53 261V262H52ZM84 261L86 262V260H83V263H84ZM115 261V260H114ZM134 261V260H133ZM150 261V260H149ZM254 261V260H253ZM259 261V260H258ZM4 262V261H3ZM8 262L10 263V260H8ZM24 262V261H23ZM22 262V263H23ZM30 262V261H29ZM88 263H89V261H87ZM87 262H86V264H87ZM91 262V261H90ZM94 262V261H93ZM92 262V263H93ZM102 263H103V261H101ZM110 262V261H109ZM111 262L112 263H114L113 261H112V259H111ZM121 262V261H120ZM123 262H124V259H123ZM121 263V264H124V263ZM139 262V261H138ZM144 262V261H143ZM142 262V263H143ZM169 262V261H168ZM188 262H190V261H188ZM241 262H243V261H241ZM249 262V261H248ZM2 262H0V264H1ZM12 263V262H11ZM27 263V262H26ZM100 263V262H99ZM129 263H130V261H129ZM145 263V262H144ZM163 262H161V264H162ZM171 263V262H170ZM174 263V262H173ZM192 263V264H193ZM228 263H230V262H228L227 261V264ZM232 263L234 264L235 262L234 261H232ZM231 263V264H232ZM264 263V262H263ZM3 264V263H2ZM30 264H31V262H30ZM36 264V263H35ZM56 264V263H55ZM132 264V263H131ZM135 264H137V263H135ZM139 264H140V262H139ZM156 264H157V262H156ZM163 264H165V263H163ZM167 264V263H166ZM169 264V263H168ZM180 264V263H179ZM191 264V263H190ZM242 264V263H241ZM246 264V263H245ZM254 264V263H253Z\"/></svg>",
    "mask_w": 264,
    "mask_h": 264
}]
</instances>
